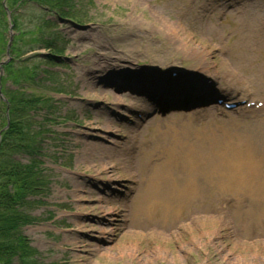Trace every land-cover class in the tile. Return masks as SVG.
<instances>
[{
  "label": "rangeland",
  "instance_id": "374dc122",
  "mask_svg": "<svg viewBox=\"0 0 264 264\" xmlns=\"http://www.w3.org/2000/svg\"><path fill=\"white\" fill-rule=\"evenodd\" d=\"M72 1L83 24L50 14L55 24L43 35L64 49V64L51 76L41 65L37 75L48 78L28 91L56 98L35 114L37 131H48L39 137L47 184L41 204L23 209L37 219L22 233L43 264H264V113L244 118L223 107L220 115L214 103L235 93L264 101V4ZM23 15L19 35L29 41L49 14L32 7ZM164 20L178 28L176 40ZM18 42L23 61L45 54ZM14 57L5 49L0 61ZM200 63V77L176 80L209 87L207 105L138 120L152 105L131 89H160L149 81L167 79L149 73L164 70L156 65Z\"/></svg>",
  "mask_w": 264,
  "mask_h": 264
},
{
  "label": "trees",
  "instance_id": "16d2710c",
  "mask_svg": "<svg viewBox=\"0 0 264 264\" xmlns=\"http://www.w3.org/2000/svg\"><path fill=\"white\" fill-rule=\"evenodd\" d=\"M68 2L69 0H26L25 2L8 0V7L17 12L33 3L48 7L50 11H56L61 6H69ZM17 6L18 9H16ZM62 13L65 18L77 23L81 22L73 13ZM22 17L18 13L13 17L18 35L11 53L16 57L3 66L5 76L0 75V85L7 100V102L0 100V133L2 134L0 143V264H43L40 255L31 247L29 239L22 233V228L34 221L32 217L23 215V209L33 205L29 198L37 196L47 183L41 160L45 155L44 147L39 138L44 133V129L37 131V127L40 128L43 121L36 119L35 114L41 110L52 109V98L42 94L38 95V93L29 94L28 91L41 80L48 78L44 76L41 79L44 74L37 75L41 65L59 64L56 58L64 53V49H61L55 40L43 36L44 29H48L52 22L42 21L43 26L41 27L34 25L35 32L27 41L23 37L26 35L22 32L19 35V31H22V23L20 24ZM6 30H8L7 16L3 0H0V54L4 53L8 42L5 40ZM38 35L42 37H37ZM19 40L23 45L43 44L50 54L45 58L34 56L23 61L22 55L24 54ZM31 64L34 66L21 71ZM44 72L49 76L57 75L47 68ZM10 80L16 84L15 88L6 85ZM9 121L10 126L6 129ZM16 153L27 155L29 162L23 164L15 161L12 155Z\"/></svg>",
  "mask_w": 264,
  "mask_h": 264
},
{
  "label": "bare ground",
  "instance_id": "6f19581e",
  "mask_svg": "<svg viewBox=\"0 0 264 264\" xmlns=\"http://www.w3.org/2000/svg\"><path fill=\"white\" fill-rule=\"evenodd\" d=\"M221 3H222V1H220ZM165 21V23L166 24H162L161 25V27H163V31L165 32V31H167L168 32V36H171V37H174V39L176 40V35H178V28L177 27H174V26H171L169 23H167L166 22V20H164ZM178 23H180V22H178ZM164 28H166L165 30H164ZM264 31V29H262L261 30V32L260 33H262ZM161 67V66H164L163 68H164V70H162V71H160V72H158L157 71V74H159V75H161V76H164L165 75V77L166 78H169L170 76H171V74L172 73H175V72H177V70H175L174 68H172V66H165V65H161V64H158V65H156V67ZM192 67H194V68H191V70H190V72L191 73H193V74H196L197 76L198 75H202V73L200 72V71H203V70H205L207 67L206 66H204L202 63H200V64H197V65H193ZM196 68V69H195ZM226 73H234V71H233V69H231L230 71H227ZM259 74V73H258ZM233 75H235V74H233ZM232 75V76H233ZM237 75V74H236ZM260 79H263L264 80V73H262V72H260ZM238 76V75H237ZM234 77V76H233ZM239 77V76H238ZM238 77H234V78H237L238 79ZM180 78H182L181 76H179V79ZM163 79L164 80H166L164 77H163ZM216 82V80L214 79V78H211V80H210V82H211V84L212 85H215V83H214V81ZM240 80V79H239ZM209 88V87H208ZM207 88V89H208ZM209 90V89H208ZM233 97V100L235 99V100H237L238 99V97H237V95H236V93L232 96ZM239 100H241V99H239ZM198 107H200V106H198ZM243 112L244 113H248V110H247V108L245 109V110H243ZM252 113V112H251ZM185 121H187V120H185ZM184 123H187V122H184ZM253 139V141L251 142V143H253V144H258V141H257V138H255V137H253L252 138ZM261 214L258 216V218L264 223V212L261 210V211H259ZM124 213V212H123Z\"/></svg>",
  "mask_w": 264,
  "mask_h": 264
}]
</instances>
